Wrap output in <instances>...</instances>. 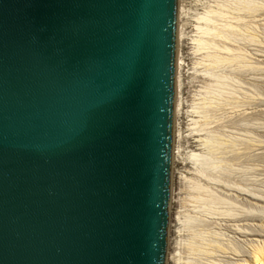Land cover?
I'll return each mask as SVG.
<instances>
[{
    "label": "water",
    "instance_id": "1",
    "mask_svg": "<svg viewBox=\"0 0 264 264\" xmlns=\"http://www.w3.org/2000/svg\"><path fill=\"white\" fill-rule=\"evenodd\" d=\"M178 0H0V264H166Z\"/></svg>",
    "mask_w": 264,
    "mask_h": 264
},
{
    "label": "rangeland",
    "instance_id": "2",
    "mask_svg": "<svg viewBox=\"0 0 264 264\" xmlns=\"http://www.w3.org/2000/svg\"><path fill=\"white\" fill-rule=\"evenodd\" d=\"M177 16L166 264H264V242L237 241L242 203L264 205V0H178Z\"/></svg>",
    "mask_w": 264,
    "mask_h": 264
},
{
    "label": "bare ground",
    "instance_id": "3",
    "mask_svg": "<svg viewBox=\"0 0 264 264\" xmlns=\"http://www.w3.org/2000/svg\"><path fill=\"white\" fill-rule=\"evenodd\" d=\"M177 15H178V13H177ZM204 19L207 21H211V15H210V17L205 16ZM228 28H229V30H231V32H234V29L231 25H228ZM211 31H212L211 26H206L204 28V32L206 34L207 33L211 34L210 33ZM201 40H202V41H200L201 45L207 44L206 40H204V39H201ZM177 42H178V32H177L176 43ZM176 68H177V60H176V65H175V78H176ZM257 155L259 157H261L262 152L257 153ZM201 156L202 155H200V157ZM198 157H199V155L193 154V158L198 159ZM200 159H203V160H201V162H204L209 168L214 166V164L212 162H210V160H211L210 157L206 156L205 158H203V156H202V158H200ZM207 170H208V168H207ZM242 204H243V207L245 208V210L248 212L249 216L246 218V222L243 224L241 223V226L240 225L239 226H240V228L246 230L247 234L241 240L238 239L237 241L242 242V243H247L250 245H256V244L258 245L259 243L264 242L260 238L263 236L260 221L262 220V217L264 216V205L259 201L253 202V201H249L247 199ZM242 252H244L245 254H247V253L250 254V252L248 250H246L245 248L243 249Z\"/></svg>",
    "mask_w": 264,
    "mask_h": 264
}]
</instances>
